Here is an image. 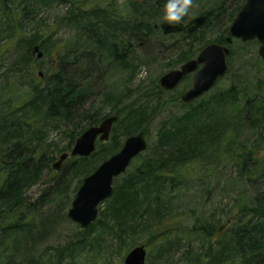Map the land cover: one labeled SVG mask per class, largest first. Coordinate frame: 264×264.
I'll use <instances>...</instances> for the list:
<instances>
[{
    "label": "trees",
    "instance_id": "obj_1",
    "mask_svg": "<svg viewBox=\"0 0 264 264\" xmlns=\"http://www.w3.org/2000/svg\"><path fill=\"white\" fill-rule=\"evenodd\" d=\"M165 3L166 0H0V260L6 257L4 264H22L16 262L18 258L24 260L23 264H35L32 251L57 219L52 214L43 218L45 229L40 231L39 222L30 218L27 191L57 156L70 153L78 136L107 116L117 117L108 145L96 142L89 157L70 156L61 165L60 173L71 170L74 181L80 178V186L102 161L121 149L125 138L140 131L149 135L148 125L158 109L149 107L147 100L128 99V104L121 106L127 95L122 90L115 95L113 92L118 90L111 91L105 81L112 70H128L134 45L147 44L155 31H161ZM224 3L217 0L213 7L201 10L206 20L194 32L163 35L165 40L179 38L173 47L176 58L167 64L168 68L194 58L212 42L225 44L226 23L232 22L243 3L219 19ZM55 5L64 7L62 15L42 24L37 19L39 11L52 10ZM31 23L38 27L24 30ZM60 27L68 28L75 37L56 42L52 38ZM212 30L218 34L206 39ZM36 45L43 57L50 49L56 52L42 76L39 65L33 63ZM9 50L11 58L6 64L3 56ZM93 83L100 85L92 87ZM261 88L258 93L264 96ZM239 92L231 84L229 89L206 93L199 102L190 104L181 102L180 92L174 95L172 99L180 103L184 112L162 122L152 146L136 158L138 164L121 179H114L112 194L104 209H99L96 221L76 234V238L80 237L77 243L50 250L49 262L75 264L68 257L92 237L97 245L115 240L116 251L123 259L136 246V236L143 235L138 245L148 248V256L149 247L157 246V255L162 257L166 249L178 243L198 240V251L187 249L190 264H264V154L259 152V145L239 137L244 128L264 126V97L240 106L236 102ZM162 93L166 91L162 89ZM98 95L115 103L114 112L101 114L94 103ZM66 125L67 144L59 147L48 141L51 128L64 132ZM223 153L229 155V163L237 169L240 185L251 184L254 195L248 201L238 198L224 220L177 209L171 196L174 189L193 180L196 165ZM187 219L192 220L191 224L185 222Z\"/></svg>",
    "mask_w": 264,
    "mask_h": 264
},
{
    "label": "rangeland",
    "instance_id": "obj_2",
    "mask_svg": "<svg viewBox=\"0 0 264 264\" xmlns=\"http://www.w3.org/2000/svg\"><path fill=\"white\" fill-rule=\"evenodd\" d=\"M216 1L217 0H195L189 14L185 17V21L199 15H204L200 14L201 10L213 7ZM243 1L244 0H225L224 11H222L219 19L227 16L225 12L231 10L232 7L234 8L235 5H241ZM64 10V7L61 5H55L52 10L41 9L37 14V19L41 20L42 24H49L57 15H62ZM226 24L229 27L230 22ZM37 27V23H31L24 26V30L31 31ZM217 34L216 31L212 30L207 33L206 39L214 38ZM163 35L168 34H164L162 31H155L147 44L140 47L134 45L135 50L132 53L134 57L131 60L132 65L127 68L128 70H112L105 81V84L110 86L111 91L118 90L117 92H113L116 93L115 95L121 90L127 95V98L120 104L121 106H126L128 104V99L133 102H136V100L139 102L147 100L148 103L150 102V104H148L149 107H156L158 109L157 114L148 125L149 135L146 137L148 148L154 143L158 128L162 122L167 118L179 116L184 112V108L180 103L178 101L175 102L172 98L179 92L182 94L183 91H186L190 87L193 77V73L189 74L177 88L173 90H165L160 86L159 78L163 74L180 67V65L172 69L167 67V64L176 58L177 51H174L173 47L176 46L179 38L175 36L176 38L165 40ZM71 37H75L71 30L66 27H60L57 29L52 39L56 42H60L65 39L69 40ZM180 44L183 46L182 42H180ZM181 46H179V49L182 48ZM258 47L259 43L255 40L241 42L238 39H234L229 45L231 54L227 58L228 72L217 81L216 85L208 93L226 88L229 89L230 85L233 84L240 90L236 98V102L240 106L244 105L245 101L252 103V99L260 101L262 97H264L260 96L258 93L261 87L264 88V61L258 56ZM50 50L52 51L48 52V55L44 57H33L35 60L33 63L39 65L38 71L41 74L49 67V63L52 64V59L56 55L55 50ZM10 52L11 50L6 52L3 56V62L6 64L9 63L11 58ZM97 84L99 83H93L92 87H96ZM160 87L166 91L165 94L162 93ZM185 87H187V89H183ZM261 94H264V90ZM201 96L196 99L197 102H199L204 95ZM91 99L92 97L89 98V101H91ZM101 101L104 103H101ZM94 103L99 107L101 114H109L115 110V103L113 101H107L102 97L99 98V95L97 99H94ZM190 103L192 102L183 104ZM120 105H117V107ZM262 128L260 126L254 130L249 129V127L248 129L244 128L239 137L247 141L248 144L259 145V152L264 154V126ZM63 130L64 132L60 129L51 128L48 133V141L59 147L67 144L68 138H66V131L69 130V127L66 125ZM109 142L110 139L100 141V143H105L107 145ZM51 150H53L51 151L52 153L55 152L54 148ZM145 152L146 151L141 154ZM229 158V155L224 153L218 154L213 160L211 156L210 159H206L202 163L196 165V174L192 178L193 180L187 183L186 186L174 189V192L171 193V196L174 197L177 209H182L183 211L194 210L197 215L204 216L208 219L211 218V220H224L226 214L229 213L237 203L238 198H244L248 201L250 197L254 195L253 192L255 188L250 189L252 187L251 184H246V186L245 184L240 185L237 180L239 176L238 171L231 162L229 163ZM133 161L130 163L128 169L135 167L139 162L138 159ZM60 172V169L55 170L52 168V165L50 168H45L38 182L27 191V200L31 204L29 207V211H31L30 218H32V222H39L40 231L45 229L43 228L44 225L41 224L43 218L45 220L46 217L52 214L55 215V219H57L56 223L48 230V234L44 237L40 236L39 243L36 244L32 251L35 264H51L48 259L49 257H47L49 251H54L55 248H63L72 243H77L76 240L80 237L78 236V238H76V234H80V230H85L81 229L77 223L73 222L67 216V211L71 207V203L76 195V190L79 186H77V183L80 178L77 177V180L74 181L72 179L74 172L71 170L65 174H61ZM124 173L116 178L121 179ZM56 194H59V196ZM60 200H63V203H61L59 210H57L56 208ZM105 203L106 202H103L99 209L103 210ZM53 211L56 213H53ZM185 222L191 224L192 220L187 219ZM143 238V235L136 236L135 240L137 241L134 242V244L138 245L144 240ZM116 243L117 242L113 240L112 243H105L106 246L103 243L97 245L98 242L92 237L76 248L68 259L74 261L75 264H123V259L119 251H116ZM200 247L201 242L198 240H190L188 244L181 242L166 249L162 253V257L157 255V246L149 247V249H151V255L149 254V256H147L146 264H190V258L186 257L187 249L189 248L190 252L195 253ZM2 259L0 263L4 264L6 257ZM16 262L25 263L21 258L16 259Z\"/></svg>",
    "mask_w": 264,
    "mask_h": 264
},
{
    "label": "water",
    "instance_id": "obj_3",
    "mask_svg": "<svg viewBox=\"0 0 264 264\" xmlns=\"http://www.w3.org/2000/svg\"><path fill=\"white\" fill-rule=\"evenodd\" d=\"M205 20V15H199L178 26L164 21L160 24V28L164 34L184 31L192 33L200 28ZM228 32L226 44H230L233 38L243 42L256 39L259 42L258 54L264 61V0H245L233 18ZM226 44H208L195 59L163 74L159 78L160 86L165 90H173L186 75L195 72L192 85L182 94L181 100L183 103H188L197 99L208 92L218 78L225 75L226 57L230 53ZM33 54L38 58L43 56L37 45L33 48ZM198 65H201L199 69H197ZM115 121V116H109L98 125L88 128L77 138L71 152L61 154L52 164V168L58 170L69 154L90 156L95 150L97 139L108 140ZM147 146L148 142L143 132L126 138L119 152L103 161L83 180L67 212L68 217L83 229L93 223L98 216V206L112 193L114 178L123 174L132 159L145 151ZM145 261L146 249L143 245H138L126 254L123 264H145Z\"/></svg>",
    "mask_w": 264,
    "mask_h": 264
},
{
    "label": "clouds",
    "instance_id": "obj_4",
    "mask_svg": "<svg viewBox=\"0 0 264 264\" xmlns=\"http://www.w3.org/2000/svg\"><path fill=\"white\" fill-rule=\"evenodd\" d=\"M194 0H166L163 7V20L173 25H183Z\"/></svg>",
    "mask_w": 264,
    "mask_h": 264
}]
</instances>
